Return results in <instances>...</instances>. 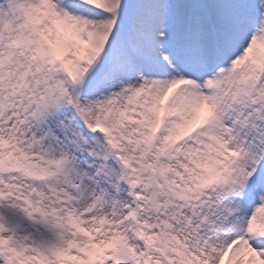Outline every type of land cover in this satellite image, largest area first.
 <instances>
[{
    "label": "snow or ice",
    "instance_id": "1",
    "mask_svg": "<svg viewBox=\"0 0 264 264\" xmlns=\"http://www.w3.org/2000/svg\"><path fill=\"white\" fill-rule=\"evenodd\" d=\"M0 264H264V0H0Z\"/></svg>",
    "mask_w": 264,
    "mask_h": 264
}]
</instances>
